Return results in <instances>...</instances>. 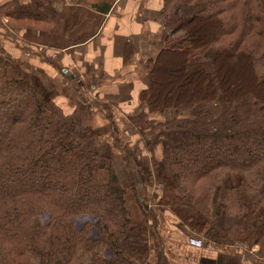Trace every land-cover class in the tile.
Wrapping results in <instances>:
<instances>
[{
	"label": "trees",
	"instance_id": "1",
	"mask_svg": "<svg viewBox=\"0 0 264 264\" xmlns=\"http://www.w3.org/2000/svg\"><path fill=\"white\" fill-rule=\"evenodd\" d=\"M179 6L186 17L175 16ZM163 14L151 86L139 96L147 112L131 124L148 146L164 126L149 115L223 104L170 125L163 200L189 208L191 232L264 259V0H163ZM0 68L10 73L0 88V264H168L162 255L149 262L155 214L133 174L124 189L110 158L85 150L88 132L59 130L61 116L29 77L6 61ZM234 175L242 180L226 186ZM222 217L236 223L218 230Z\"/></svg>",
	"mask_w": 264,
	"mask_h": 264
},
{
	"label": "crops",
	"instance_id": "2",
	"mask_svg": "<svg viewBox=\"0 0 264 264\" xmlns=\"http://www.w3.org/2000/svg\"><path fill=\"white\" fill-rule=\"evenodd\" d=\"M188 12L183 6L175 16ZM163 25V0H0V60L29 77L38 98L61 116L58 128L73 124L80 134H90L85 150L109 157L124 189L131 188L133 174L141 205L155 214L150 263L162 255L168 264H264L254 256L256 248L221 246L191 232L183 224L189 208L163 200L162 183L173 176L170 125L207 111L200 105L180 115H149L164 126L148 146L131 124L147 112L139 96L151 86L149 71L161 50ZM9 77L0 68V88ZM223 180L233 187L228 177ZM218 212L212 201L211 216Z\"/></svg>",
	"mask_w": 264,
	"mask_h": 264
},
{
	"label": "rangeland",
	"instance_id": "3",
	"mask_svg": "<svg viewBox=\"0 0 264 264\" xmlns=\"http://www.w3.org/2000/svg\"><path fill=\"white\" fill-rule=\"evenodd\" d=\"M181 8H183V6H179V8L178 9H181ZM212 56V53H209L208 54V58L209 57H211ZM207 58V59H208ZM211 65V62L209 61V59L207 60V67L208 66H210ZM209 69V68H208ZM257 72H258V74H259V76H261L263 73H264V70H261V69H257ZM203 110H209V111H211L212 113H214V114H218V113H220L221 111V109H222V107H221V104L219 105V104H217V105H214V106H208V105H203ZM59 130H61V128H58ZM150 139V138H149ZM172 140V139H171ZM230 180H229V182H230V184L233 186V187H235V186H237L238 185V183L242 180V178L239 176V175H234V176H230V178H229ZM83 221V220H82ZM81 220H80V223L82 222ZM79 221H77V223H78ZM236 222H235V220L234 219H232V218H229V219H227V218H222L220 221H219V223H218V225H217V229L218 230H229L230 229V224L231 225H234ZM80 225V224H79ZM237 231V230H236ZM235 231V232H236ZM105 255H106V253H104Z\"/></svg>",
	"mask_w": 264,
	"mask_h": 264
},
{
	"label": "built area",
	"instance_id": "4",
	"mask_svg": "<svg viewBox=\"0 0 264 264\" xmlns=\"http://www.w3.org/2000/svg\"><path fill=\"white\" fill-rule=\"evenodd\" d=\"M228 178H230V177L228 176Z\"/></svg>",
	"mask_w": 264,
	"mask_h": 264
}]
</instances>
